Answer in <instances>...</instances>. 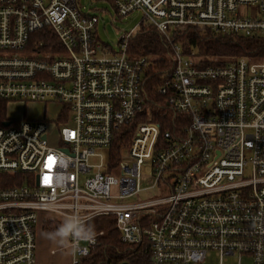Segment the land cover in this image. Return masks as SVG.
I'll list each match as a JSON object with an SVG mask.
<instances>
[{"label": "built area", "instance_id": "2783aa9c", "mask_svg": "<svg viewBox=\"0 0 264 264\" xmlns=\"http://www.w3.org/2000/svg\"><path fill=\"white\" fill-rule=\"evenodd\" d=\"M91 1L120 18L141 13L117 52L100 42L92 2L0 0V99L62 105L55 118L0 123V264H37V230L73 211L113 216L122 242L146 245L148 264H264V59L204 67L172 41L187 26L264 32V0ZM149 26L170 44L157 92L188 117L178 136L136 118L150 61L128 48ZM135 120L114 163L115 130ZM96 243L71 246L70 264Z\"/></svg>", "mask_w": 264, "mask_h": 264}, {"label": "trees", "instance_id": "16d2710c", "mask_svg": "<svg viewBox=\"0 0 264 264\" xmlns=\"http://www.w3.org/2000/svg\"><path fill=\"white\" fill-rule=\"evenodd\" d=\"M32 33V37L40 36L42 30ZM42 34V33H41ZM43 38L53 41L50 35ZM175 43H180L184 52L195 50L201 66L224 65L236 57H246L252 60L264 59V32H254L251 35L222 34L208 27L187 26L183 32L174 36ZM154 27L138 30L129 41L130 55L147 56L149 66L145 71L143 86V111L136 118L151 120L158 123L162 132L170 131L173 136L181 134L182 125L188 122L185 114L172 110L167 103V96L157 92V87L169 77L173 67L171 48ZM6 116V102L0 99V123ZM136 120L130 124L121 125L115 130L114 139L109 151L112 160L118 159L119 150L133 134ZM93 226V235L97 243L93 245L80 264H148L149 252L145 244H127L121 241L115 228V219L110 215L96 216L88 221ZM56 229L45 227L50 233Z\"/></svg>", "mask_w": 264, "mask_h": 264}, {"label": "rangeland", "instance_id": "374dc122", "mask_svg": "<svg viewBox=\"0 0 264 264\" xmlns=\"http://www.w3.org/2000/svg\"><path fill=\"white\" fill-rule=\"evenodd\" d=\"M92 2L94 7L97 9L99 14V24L97 26V34L101 43L108 46L109 52H117L119 49L118 39L122 34V31H126L134 27L141 19V13L135 12L130 16L120 18L117 16L113 8L106 3L105 5L101 2L91 1V0H79L81 6H88ZM106 7L108 12L103 13L101 8ZM113 19V21L111 20ZM257 60V59H256ZM260 61V60H257ZM62 108V105L57 103L44 104L42 102L32 103H13L6 106V114L10 118H21L25 116L29 119L41 118L46 115L49 118H55L57 112ZM116 174V173H114ZM137 197H132L126 201L136 200ZM50 226L54 228L56 226L55 222H48L43 226V232L37 230V250H36V263L37 264H70L71 261V243L59 244L54 242L44 235L45 227ZM249 259L244 258L243 264H248ZM225 264H235L232 262V257H230L228 262Z\"/></svg>", "mask_w": 264, "mask_h": 264}, {"label": "clouds", "instance_id": "9594fccd", "mask_svg": "<svg viewBox=\"0 0 264 264\" xmlns=\"http://www.w3.org/2000/svg\"><path fill=\"white\" fill-rule=\"evenodd\" d=\"M93 226L79 212L66 214L53 232L45 233L46 238L59 244L71 241L75 248L79 241L93 238Z\"/></svg>", "mask_w": 264, "mask_h": 264}, {"label": "snow or ice", "instance_id": "6c2138e0", "mask_svg": "<svg viewBox=\"0 0 264 264\" xmlns=\"http://www.w3.org/2000/svg\"><path fill=\"white\" fill-rule=\"evenodd\" d=\"M51 159V158H50Z\"/></svg>", "mask_w": 264, "mask_h": 264}]
</instances>
